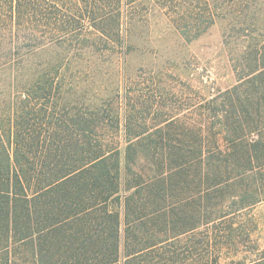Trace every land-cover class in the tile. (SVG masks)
<instances>
[{
    "label": "trees",
    "instance_id": "trees-1",
    "mask_svg": "<svg viewBox=\"0 0 264 264\" xmlns=\"http://www.w3.org/2000/svg\"><path fill=\"white\" fill-rule=\"evenodd\" d=\"M159 23L235 84L174 115ZM0 264H264V0H0Z\"/></svg>",
    "mask_w": 264,
    "mask_h": 264
},
{
    "label": "rangeland",
    "instance_id": "rangeland-1",
    "mask_svg": "<svg viewBox=\"0 0 264 264\" xmlns=\"http://www.w3.org/2000/svg\"><path fill=\"white\" fill-rule=\"evenodd\" d=\"M164 29L165 24L159 23L147 39L149 50L130 55L128 71L134 73L140 65L148 64L154 69L150 77L156 80L161 73H168L166 86L174 115H185L182 99L187 97L193 103H200L203 97L235 84L230 54L223 44L220 25L212 27L206 35L189 45L173 34L167 35ZM197 115L198 112L189 116L199 120Z\"/></svg>",
    "mask_w": 264,
    "mask_h": 264
}]
</instances>
